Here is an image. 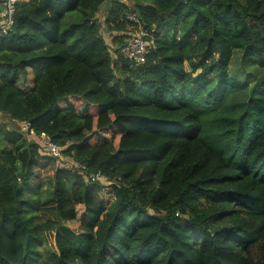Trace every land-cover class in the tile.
I'll return each mask as SVG.
<instances>
[{
	"label": "trees",
	"instance_id": "1",
	"mask_svg": "<svg viewBox=\"0 0 264 264\" xmlns=\"http://www.w3.org/2000/svg\"><path fill=\"white\" fill-rule=\"evenodd\" d=\"M122 1L21 2L0 39V264H264V0ZM41 133L83 171L32 185Z\"/></svg>",
	"mask_w": 264,
	"mask_h": 264
},
{
	"label": "built area",
	"instance_id": "2",
	"mask_svg": "<svg viewBox=\"0 0 264 264\" xmlns=\"http://www.w3.org/2000/svg\"><path fill=\"white\" fill-rule=\"evenodd\" d=\"M23 1L24 0H0V39L11 32L14 26L16 5ZM127 20L130 27L127 26L126 28V35L119 53L123 58L125 57L130 61L131 68H135L145 62V55L150 47V42L146 40L149 36V32L141 27L138 19L133 14H130ZM20 130L28 134V136H34L28 122L22 123ZM39 144L47 155L56 157L59 153L58 147L43 133L39 135ZM74 167L78 171H83V167L79 164H74ZM85 179L91 182L104 180L105 183H107L106 179L102 178L99 173H88L85 175Z\"/></svg>",
	"mask_w": 264,
	"mask_h": 264
},
{
	"label": "rangeland",
	"instance_id": "3",
	"mask_svg": "<svg viewBox=\"0 0 264 264\" xmlns=\"http://www.w3.org/2000/svg\"><path fill=\"white\" fill-rule=\"evenodd\" d=\"M107 2H104L103 6L106 5ZM104 19H105V15H100V17L98 18V20L100 21L101 23V34L102 36L104 37V40L105 42L108 44L109 48H110V52H111V57L112 59H115V54L113 53V50H112V47H111V40H110V36L106 30V27H105V24H104ZM233 66V67H232ZM232 66L231 68H233L234 71H232L230 69V73L233 74V75H237L239 73V66L240 65V61L238 59H233L232 61ZM246 69H249V70H252V69H255V66L253 67H247ZM31 80H32V76L30 73H28L26 79H25V83H24V80L22 82L19 83V87L25 91V93H27V95L29 96L31 94ZM60 107H64L65 104L62 102V103H59L58 104ZM83 108H80L79 111H82ZM8 119L7 118H4L3 115H0V123H4V122H7ZM31 138V137H29ZM32 140V139H31ZM117 141L116 139L114 140V145H116ZM60 148V147H59ZM45 157V158H44ZM48 158H53L52 161L48 160ZM73 161L71 160V158L67 157L66 155H64L61 151V148L59 149V153L57 154L56 157H50V156H43V159L41 161V165L35 170L36 172V177L33 179L32 181V185H36L37 186L39 185L40 182L43 183V187L46 186L47 184V180H49V178H51L53 172L55 169L57 168H71L73 165ZM102 181V185L104 186H108V184L106 185L105 181L104 180H100ZM30 184V185H31ZM106 198H110L108 195H105ZM40 219L42 221H45L46 219H49V220H56V217L55 215H52V214H44L40 217ZM64 225L70 227L71 229H74V230H78V227H79V222H76V221H72V222H65L63 223ZM46 233V232H45ZM44 233V234H45ZM53 234L54 233H47L46 234V239L47 241L52 244L53 243Z\"/></svg>",
	"mask_w": 264,
	"mask_h": 264
},
{
	"label": "crops",
	"instance_id": "4",
	"mask_svg": "<svg viewBox=\"0 0 264 264\" xmlns=\"http://www.w3.org/2000/svg\"><path fill=\"white\" fill-rule=\"evenodd\" d=\"M27 1H28V0H26V1L24 0L23 2H27ZM120 1H122V0H120ZM122 2H124V1H122ZM107 7H108V2H107L106 5L102 6V8L100 9V12L96 15V18H97V19L100 17V15H105V13L107 12ZM108 34H109V36H110V40H111V47H112V48H114V46L116 47V45H117V41L113 43V39H114L115 37L120 36L121 34H118V33H115V32H113V33H108Z\"/></svg>",
	"mask_w": 264,
	"mask_h": 264
},
{
	"label": "clouds",
	"instance_id": "5",
	"mask_svg": "<svg viewBox=\"0 0 264 264\" xmlns=\"http://www.w3.org/2000/svg\"><path fill=\"white\" fill-rule=\"evenodd\" d=\"M121 46H122V45H121ZM121 46H120V47H121ZM57 147H58V146H57ZM41 149H42V148H41ZM58 149H60V148L58 147ZM42 150H43V149H42ZM40 155H42V156H46L47 154H45V152L43 151L42 153H40ZM47 156H50V155H47ZM50 157H52V156H50ZM53 157H54V156H53ZM74 164H76V163L73 162V164H72V165H73L72 168L76 169V168L74 167ZM79 174L84 178L85 181H87V180L85 179V174H81V173H79ZM106 184H107V183H106Z\"/></svg>",
	"mask_w": 264,
	"mask_h": 264
}]
</instances>
